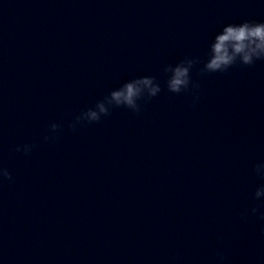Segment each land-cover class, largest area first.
Instances as JSON below:
<instances>
[{
  "label": "clouds",
  "instance_id": "obj_1",
  "mask_svg": "<svg viewBox=\"0 0 264 264\" xmlns=\"http://www.w3.org/2000/svg\"><path fill=\"white\" fill-rule=\"evenodd\" d=\"M257 61H264V22L244 20L239 24L229 23L213 37L208 47L206 58L199 56H184L178 62L163 66L167 76L166 88L174 95L191 94L193 105L199 100L200 84L192 80V71L198 68L201 76L212 73H227L235 66L249 67ZM202 65V66H201ZM201 66V67H198ZM162 91L156 76H140L125 81L118 88L112 89L94 105L82 109L68 123V128L76 131L78 127L99 123L112 114L114 109L124 108L136 115L142 111V102L147 103L157 97ZM63 131L60 123L52 122L48 126V134L43 136L45 142H55ZM35 148L34 143H25L15 147L16 152L30 155ZM253 174L261 181L252 193V206L246 208L240 218L246 220L249 215L264 222V162L252 167ZM5 181L13 182L11 172L0 164V185ZM264 235V224L261 226ZM175 259L180 260L177 253ZM227 257L222 250L215 253L213 264H226ZM256 264H264L261 255Z\"/></svg>",
  "mask_w": 264,
  "mask_h": 264
}]
</instances>
